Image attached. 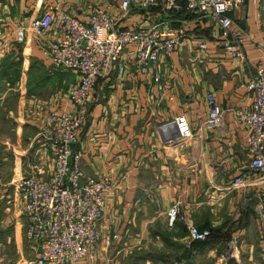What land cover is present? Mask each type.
I'll use <instances>...</instances> for the list:
<instances>
[{"label": "crops", "instance_id": "obj_1", "mask_svg": "<svg viewBox=\"0 0 264 264\" xmlns=\"http://www.w3.org/2000/svg\"><path fill=\"white\" fill-rule=\"evenodd\" d=\"M53 5L83 21L97 8L108 9L125 26H149L154 17L135 9L123 16L119 0H0V146L22 149L14 172L18 167L24 174L45 177L52 164L38 131L44 112L65 99L74 81L70 72L60 71L71 81L59 91V80H65L44 57L45 43L29 26ZM228 15L231 30L243 38L242 59L230 58L212 42L213 23L193 19L191 37L161 56L150 72L137 73L127 62L123 73L113 67L97 81L75 148L86 175L111 178L99 230L102 236L117 233L119 239L96 264H264V228L252 210L258 188L229 185L233 176L249 168L246 130L234 111L248 107L245 83L264 61V0H244ZM17 26L26 28L22 42L14 39ZM196 38L208 40L198 53ZM207 91L222 109V122L213 130L203 127ZM181 114L191 135L167 144L175 127L160 130L158 125ZM7 188H1V210L8 212L11 205L15 217L0 219V229L13 226L20 252V203ZM174 203L198 229H213L212 238L195 244L183 222L167 226L165 212ZM231 242L235 254L228 250Z\"/></svg>", "mask_w": 264, "mask_h": 264}, {"label": "built area", "instance_id": "obj_2", "mask_svg": "<svg viewBox=\"0 0 264 264\" xmlns=\"http://www.w3.org/2000/svg\"><path fill=\"white\" fill-rule=\"evenodd\" d=\"M243 2L119 0L123 16L132 9L151 12L153 24L149 26L122 25L119 16L104 8L91 11L83 21L53 5L30 23L45 43L43 55L51 67L70 72L74 81L66 89L65 99H58L44 112L38 131L37 139L52 164L51 173L45 177L17 169L7 185L2 184L12 187L18 195L24 237L33 250L31 257L11 264H96L102 252L119 239L117 233L102 236L99 230L105 214V193L113 186L111 178L86 175L80 166L81 153L75 148L97 81L113 67L123 73L127 62L137 73L150 72L161 56L169 55L183 38L191 37L193 19L213 23L212 42L230 58L242 59L243 38L231 30L228 12ZM25 32L24 26H17L14 39L24 41ZM194 42L196 53L208 46L206 39L196 38ZM245 88L250 93V103L246 109L235 110L234 116L246 130L244 144L250 154L249 168L233 176L229 185L257 186L252 210L264 228V61L250 72ZM203 101V127L216 129L222 122V109L210 91L204 94ZM168 127L175 129L165 140L167 144L182 142L191 135L183 114L158 125L160 130ZM14 150L22 154L21 148ZM165 220L169 227L176 221L183 222L192 242L206 241L211 235L209 229H198L180 214L177 203L167 208ZM233 245L228 244V250L235 254Z\"/></svg>", "mask_w": 264, "mask_h": 264}, {"label": "rangeland", "instance_id": "obj_3", "mask_svg": "<svg viewBox=\"0 0 264 264\" xmlns=\"http://www.w3.org/2000/svg\"><path fill=\"white\" fill-rule=\"evenodd\" d=\"M57 73L60 78H64L63 80H65V83L63 84L62 80L60 79L57 85L59 88V91L64 92L68 85V82H70L71 80L66 78L67 77L66 74L61 73L60 71ZM15 148L17 147L0 146V183L7 182L8 180H10L12 176L11 174H13L15 170V165L18 164V161H20L19 160L20 157H22L21 155H18L15 152L14 150ZM24 156H26V154ZM2 158H4V160H2ZM26 161L24 160L25 164H28V161L27 162ZM24 167H26V170L28 169L27 165H25ZM17 169L18 167H16V170ZM23 169L25 170V168ZM1 188L2 187H0V195L3 190ZM7 189H8V193H11L13 191L10 186ZM9 207L10 209L8 212L2 211L1 209L3 208V202L0 203V219L3 218L5 221L9 219L10 221L14 220L13 219L15 217V215H13L14 208L11 205ZM17 217H20L21 231H22L21 247L19 249L20 252L17 251L16 245H15L14 234H13V229H12L13 226H9L3 229V231L0 229V264H11L13 262L22 261L21 259L28 258L27 256L31 255L30 250H29L30 246L27 244L25 237H24V219L18 213H17ZM32 255H33V252H32Z\"/></svg>", "mask_w": 264, "mask_h": 264}, {"label": "trees", "instance_id": "obj_4", "mask_svg": "<svg viewBox=\"0 0 264 264\" xmlns=\"http://www.w3.org/2000/svg\"><path fill=\"white\" fill-rule=\"evenodd\" d=\"M59 79H60V77H59ZM210 230V232H211V235H210V237L208 238V239H210V238H212V236L215 234V232H214V230L213 229H209ZM207 239V240H208ZM206 240V241H207ZM195 244H199V243H201V242H194Z\"/></svg>", "mask_w": 264, "mask_h": 264}]
</instances>
